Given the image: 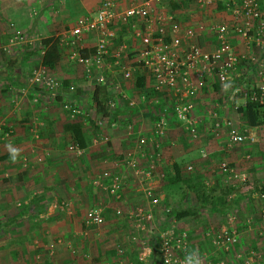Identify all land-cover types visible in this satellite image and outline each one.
Returning <instances> with one entry per match:
<instances>
[{"label":"crops","instance_id":"0c3cea01","mask_svg":"<svg viewBox=\"0 0 264 264\" xmlns=\"http://www.w3.org/2000/svg\"><path fill=\"white\" fill-rule=\"evenodd\" d=\"M27 1L32 2L28 8L32 4L36 9L32 18L24 10ZM99 1L0 0V264H131L133 261L154 264L156 250L152 238L156 236L158 242L159 234L169 227L176 233H185V255L196 254L209 264H221L227 257L210 244L205 232L235 228L238 239L235 250L245 253L254 249L261 259L252 263L264 264V193L260 192L264 186V122L248 126L238 112L245 98L260 84L248 59L238 64L242 74L225 89L213 75L206 76L194 98L199 131L195 139L167 113L158 150H154L150 141L153 112L157 108L139 98L145 82L143 78L137 81L139 72L131 64V54L123 59L132 68L130 80L122 81L119 71L111 67L104 71L111 84L98 85L93 75L87 77L82 66L71 58L74 48L58 44V61L52 68H44L60 82V88L52 92L29 83L30 71L42 66L40 39L57 37L77 17L93 13ZM113 1L121 8L133 0L127 4ZM172 6L176 18L186 26L219 22L232 25L235 21L222 2L211 10L201 9L191 0ZM258 6L264 20V0H258ZM15 29L22 32L25 41L9 46L8 39ZM116 29L118 39L128 48L136 46L125 25ZM253 33L254 27L250 37L243 38L230 30L228 38L236 54L246 58L258 54L264 58V43L263 49L258 50L251 38ZM94 42L92 36H85L78 51L92 53ZM198 42L206 49L214 45L207 31L198 36ZM70 85L74 86L73 91L68 89ZM96 86L100 87L96 94L100 95L101 90L104 94L105 110L110 115H98L92 124L89 116ZM232 86H239L247 96L230 95ZM121 94L124 99L120 98ZM109 99L115 101L112 108L106 105ZM127 100H133L134 105L129 107ZM64 103L77 107L79 113L71 114L64 109ZM259 109L263 112L264 106ZM210 111L220 122L216 134ZM224 120H229L230 125L223 124ZM75 126L85 135L83 148L73 140ZM231 130H246L256 141L230 144L227 134ZM8 144L20 150L15 163L7 151ZM156 151L158 157L154 156ZM127 153L143 169L154 163L151 178L134 176L126 168L123 159ZM169 160L177 164L181 181L170 183ZM220 162H226L238 176L245 177L244 182L222 173ZM186 166L191 169L186 170ZM113 176L121 183L115 195L93 183L106 185ZM184 179L230 190L226 195L230 203L227 210L210 214L196 209L194 194L183 183ZM206 180L211 181L210 185ZM145 186H150L158 197L156 206L152 207L144 196ZM94 207L101 208L103 223L85 226L83 215ZM135 207L151 213V220L143 228L128 216V211ZM174 208H195V213L169 219L168 213ZM115 209L120 210L118 215ZM125 228L135 231V236L127 235ZM138 233L147 236L146 240L137 237ZM237 262L240 263L239 259ZM229 264H233L231 259Z\"/></svg>","mask_w":264,"mask_h":264},{"label":"built area","instance_id":"2783aa9c","mask_svg":"<svg viewBox=\"0 0 264 264\" xmlns=\"http://www.w3.org/2000/svg\"><path fill=\"white\" fill-rule=\"evenodd\" d=\"M182 1L133 0L127 6L120 8L113 0H100L93 13L77 17L71 27L57 36L59 45L74 48L71 58L82 66L87 77L92 74V79L98 85L111 84L110 79L104 74V71L111 67L119 71L122 81L130 80L132 68L126 65L123 59L128 54L132 55L131 64H134L145 82L139 98L146 105L154 107L153 109L157 108L153 112L154 118L150 131V141L154 150H158V140L164 135L168 112L181 124L188 135L195 139L197 118L194 114V98L204 84L206 76L213 75L221 88L225 89L231 80L240 77L242 73L238 70V64L245 59L252 63L253 73L260 79L256 91L249 93V99L264 106V58L258 54L248 56L249 58L236 54L228 38L230 30L243 38H248L251 35V28L254 27L251 38L258 50L263 49L264 20L260 16L258 0H191L196 6L206 10H211L218 2H222L235 20L232 25L219 22L207 25L198 24L195 27L183 24L176 18L175 11L170 9V5L179 4ZM119 25L126 26L136 46L128 48L121 39H118L116 27ZM205 31L214 40L212 49H206L198 42V36ZM87 35L95 39L93 51L81 56L78 48ZM24 41L25 37L22 32L15 29L8 39V44L11 46ZM108 59L110 63H106ZM28 81L52 92L57 91L61 85L43 66L31 70ZM68 89L73 91L74 86L70 85ZM229 93L232 96L238 93L247 96L245 90L239 86L230 87ZM120 98L124 99L125 96L121 94ZM106 105L112 108L115 106V101L109 99ZM127 105L132 107L134 101L127 100ZM63 107L71 114L79 113V109L70 104L64 103ZM209 117L214 120L212 129L216 134L220 122L213 111H210ZM223 124L230 125V121L224 120ZM0 133H2L1 129ZM245 140L256 141L255 136L246 130H231L227 134V141L230 144L241 143ZM158 155L156 151L154 156L158 157ZM123 161L134 176L144 179L151 178L155 169L154 163L143 169L129 153L124 156ZM218 167L227 176L240 182L244 181V177L238 176L226 162H220ZM190 169L191 166H186V170ZM109 180L110 182L106 185H101L97 181L93 183L107 193L115 195L116 190L121 187L120 180L117 176ZM143 194L152 207L158 204V197L154 195L150 186L144 187ZM259 196L263 197L262 194ZM162 211L168 213L167 209H162ZM119 213L120 210L115 209V214ZM128 216L132 217L135 224L141 228L151 220L150 211L142 207L132 208L128 211ZM83 223L85 226L101 225L103 223L101 208L94 207L85 211ZM204 236L216 249L226 254L231 253L236 260L239 259V264H253V260L261 259L260 254L253 249L245 253L235 250L238 242L235 228L216 232L206 231ZM185 238L184 232L175 233L171 227L159 234L156 247L160 264H165L166 261L168 264H182L184 259L180 258L176 251L185 253ZM201 264H209V262L201 261Z\"/></svg>","mask_w":264,"mask_h":264},{"label":"trees","instance_id":"16d2710c","mask_svg":"<svg viewBox=\"0 0 264 264\" xmlns=\"http://www.w3.org/2000/svg\"><path fill=\"white\" fill-rule=\"evenodd\" d=\"M172 5H170L171 8H173ZM175 5L176 4H174V6ZM40 47L43 49L40 57V65L46 68H52L54 63H56L59 58L57 37L49 36L40 39ZM79 53L81 56L86 55L81 52ZM139 79H142V76L139 75L137 81ZM98 88L100 87L96 86L94 88V94L92 96V110L90 111L89 116V122L92 124L98 115H110L109 112L105 110V98L103 96L104 94H102V90L100 91V95L96 94ZM259 108H261V106L256 101L250 100L249 97H247L245 98L243 106L238 108V112L240 117L248 126H255L264 122V110L261 112ZM72 136L75 144L79 148H83L85 135L79 130L77 126L72 128ZM167 173L171 176L170 183L181 181L179 176V168L174 161H168ZM183 183H185V185H187L193 192L196 200V209H202L210 214L221 213L225 212L228 208V205H230V203L226 201V195L230 190H227L226 188L205 186L204 183L200 181H195L192 183L190 179H184ZM260 192L264 193V186L260 188ZM194 213L195 208H174L168 213V217L169 219H181L191 214L194 215ZM156 246L157 242L154 243L153 247H155L154 250H156V253H158ZM154 264H160V258H157Z\"/></svg>","mask_w":264,"mask_h":264},{"label":"rangeland","instance_id":"374dc122","mask_svg":"<svg viewBox=\"0 0 264 264\" xmlns=\"http://www.w3.org/2000/svg\"><path fill=\"white\" fill-rule=\"evenodd\" d=\"M123 3H125V4H127L130 0H126V1H124V0H121ZM28 3H32V2H24V10L26 11L27 10V13H28V15L30 16V18H32V12L34 11V10H36L35 8H34V6L32 5V4H29V5H31V7H29L28 8ZM26 4V5H25ZM222 11L223 9H216V11ZM119 38V37H118ZM7 45H9L8 43H7ZM198 133V136H199V131H197ZM214 159V167L215 168H217L216 167V163H217V161L215 162V159H216V157H214L213 158ZM238 178H240V177H238ZM242 178V177H241ZM244 179H245V177H244ZM207 181V183H208V185H210L209 183L211 182L210 180H206ZM239 181V180H238ZM244 182V181H243ZM242 182V183H243ZM216 224V223H215ZM217 225V224H216ZM215 226V225H214ZM159 228V231H161L162 230V227H159V226H157V229ZM214 228V227H213ZM217 228H219V225L217 226ZM126 229V233H127V235H129L130 234V237L134 234V236H135V231H130L131 230V228L130 229H128V228H125ZM219 230H221V229H219ZM208 231H210V230H208ZM216 231H218V230H216ZM175 232V231H174ZM176 233V232H175ZM137 237H140L141 239H143V240H146V237L147 236H143V235H140V233H138L137 235H136ZM152 239H155V240H153V243H155V242H157V240H156V236L155 237H153ZM264 247V246H263ZM237 249V248H236ZM254 250V249H253ZM176 253H177V255L180 257V258H182V259H184L185 260V257H186V255H184V252H182V251H176ZM222 254H224L226 257H227V260L225 261L224 259L222 260V264H225L228 260V262L230 263V259L232 260V262H233V264H238V262H237V260H236V258L235 257H233V255H231V253L230 254H226V253H224V252H222ZM232 257V258H231ZM158 258V255H157V253H156V257H155V259H157ZM200 260L201 261H203V262H208V260L207 259H205L204 257H202V258H200ZM133 261V260H132ZM229 263H226V264H229ZM131 264H135L134 263V261L133 262H131ZM146 264H148L147 262H146Z\"/></svg>","mask_w":264,"mask_h":264},{"label":"clouds","instance_id":"9594fccd","mask_svg":"<svg viewBox=\"0 0 264 264\" xmlns=\"http://www.w3.org/2000/svg\"><path fill=\"white\" fill-rule=\"evenodd\" d=\"M6 147L8 153L10 154L12 162H17L18 157L20 155V150L18 148L13 147L12 144H8ZM148 251L150 253L151 249H148ZM165 264H168V262L166 261ZM182 264H201V261L196 254L189 253L186 255L185 260L182 262Z\"/></svg>","mask_w":264,"mask_h":264}]
</instances>
